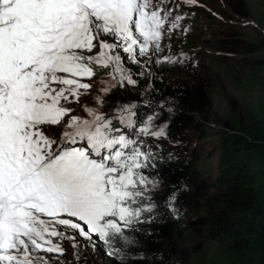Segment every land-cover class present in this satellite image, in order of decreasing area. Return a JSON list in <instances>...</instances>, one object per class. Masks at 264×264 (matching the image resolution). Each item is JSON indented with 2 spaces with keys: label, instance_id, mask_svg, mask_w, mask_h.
<instances>
[{
  "label": "snow or ice",
  "instance_id": "1",
  "mask_svg": "<svg viewBox=\"0 0 264 264\" xmlns=\"http://www.w3.org/2000/svg\"><path fill=\"white\" fill-rule=\"evenodd\" d=\"M173 5L0 0V264H63L61 241L76 249L80 239L102 243L118 264L130 261L131 234L158 209L160 182L151 175L158 165L141 137H165L167 125L157 128L158 113L141 115L135 102L103 109L113 89L137 84L121 53L132 64L151 60L180 27ZM100 75L107 79L99 80L95 106L74 115L67 105ZM50 126H60L59 136ZM176 199L174 190L164 207L178 212Z\"/></svg>",
  "mask_w": 264,
  "mask_h": 264
},
{
  "label": "trees",
  "instance_id": "2",
  "mask_svg": "<svg viewBox=\"0 0 264 264\" xmlns=\"http://www.w3.org/2000/svg\"><path fill=\"white\" fill-rule=\"evenodd\" d=\"M216 1L222 2L230 14L210 6L220 15L219 21L199 6L191 7L194 13L201 12L208 19L202 24L205 33H196L201 59L233 76L244 72L253 77L256 70L264 73V0ZM201 35L207 38L201 39ZM192 51L173 53L169 57L175 62L158 64L163 70L162 78L167 69L174 67L188 75L179 84L156 83L146 96L115 88L106 98L105 111L117 107V102H135L141 115L152 110L158 113L157 128L167 125L165 137H141L151 146L158 165L151 170L160 182L154 193L158 209L152 223L139 225L141 231L131 234L136 243L129 248L132 258L126 264H182L189 245H193L182 240L191 236L212 246L208 260L199 264H264V102L242 110L245 123H223L227 132L220 133V140L227 145V151L219 162L217 183L211 187L197 179L193 168L196 157L185 154V141L180 136L192 133L199 138L198 133L203 134V123L195 117L207 108V80H211V74L204 65L202 70L207 75L199 76V57H191ZM146 101L152 102V109L145 107ZM163 144H169L171 149L164 152ZM209 189H213L211 193ZM174 190L176 213L163 205ZM98 247L112 264H118L102 243Z\"/></svg>",
  "mask_w": 264,
  "mask_h": 264
},
{
  "label": "rangeland",
  "instance_id": "3",
  "mask_svg": "<svg viewBox=\"0 0 264 264\" xmlns=\"http://www.w3.org/2000/svg\"><path fill=\"white\" fill-rule=\"evenodd\" d=\"M203 1L207 2L208 6L206 4H199L197 0L191 5L184 3L183 0H174L172 15L179 14L183 16V19L180 21V27L165 35L161 41L162 51L153 56L151 60L148 57H140L139 63L132 64L127 62V58L123 53L121 55L125 67L130 70L133 78L137 81L135 87L126 85L123 89L130 92L138 91V93L144 96L155 89L154 85L156 83L162 84L163 82H168L170 86H174V84H179L181 79H185L188 76L179 67H174L173 69H167L162 78L161 74L163 70L160 69L158 64L163 63V57H169L171 54L180 52L181 50L189 51V49H192L193 53L191 57H199V63H196V67H198L196 71L199 76H203V74L207 75V72L202 70L204 65L207 66L209 69L208 74H211V80H207V84L210 83L208 85L207 108L199 116L195 117L196 121L203 123V134L198 133L200 136L198 138L196 134L183 133L180 138L185 141L183 146L185 154L192 153L196 157L193 164L196 173L195 177L204 180L207 186L212 187L218 181L219 162L223 158L225 150L227 151V145L220 140V135L227 132L223 123H231L233 125L245 123L242 110L247 106L264 102V73L262 70H256L253 77H249L244 72H239L237 76H233L231 72H225L226 70H222L221 72L214 63L201 59L200 56L202 54L198 50V47L201 45L195 42L198 36L196 33H205L202 24L207 23L208 19L201 12L194 13L191 7L199 6L204 12L218 21L221 19L220 15L210 9V6H214L220 13L229 14V11L222 2H217L216 0ZM204 38H207V36L201 35V39ZM206 50L208 51V49ZM100 79H107V77L100 75L94 77L93 81H86L93 83L92 90L87 95L81 96L79 103L67 105L74 109V115L84 116V106H95L94 98L99 94ZM116 88L120 89V87ZM47 131L49 135L59 136L62 129L60 126H50ZM161 148L166 152L171 149V146L163 144ZM212 190L209 189L208 192L211 193ZM62 230L71 234L70 230ZM189 242L193 245H189L191 248H188L189 250H187V255L183 259L182 264L206 262L212 254V246L201 241L197 236H191V238L182 240V243ZM61 243L66 249L65 255L59 257V261L63 262V264H112L106 256L100 253L99 242L93 247L80 239V243L76 249L72 248L70 241L64 240Z\"/></svg>",
  "mask_w": 264,
  "mask_h": 264
}]
</instances>
